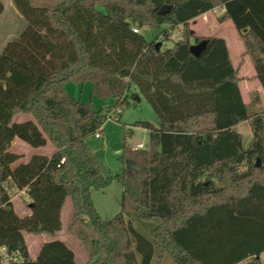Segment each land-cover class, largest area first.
I'll return each instance as SVG.
<instances>
[{
	"label": "trees",
	"instance_id": "16d2710c",
	"mask_svg": "<svg viewBox=\"0 0 264 264\" xmlns=\"http://www.w3.org/2000/svg\"><path fill=\"white\" fill-rule=\"evenodd\" d=\"M13 3L26 27L0 52V264H78L74 251L55 239L68 198V232L83 244L86 264H162L165 257L175 264H261L264 102L258 91L244 101L225 39L192 36L189 24L220 8V22L231 21L241 33L264 92V0ZM165 5L172 11L159 14ZM3 11L0 0V16ZM145 26H166L163 42L182 27V38L157 50L158 40L134 32ZM202 40L208 45L195 57L190 47ZM69 82H91L92 95L114 99L116 107L104 112L79 102L68 95ZM135 90L160 126L138 123L149 144L124 147L121 212L104 220L91 191L112 178L103 175L86 139L102 130L110 112L130 106ZM18 115L25 120L17 122ZM243 123L253 133L247 148L236 129ZM16 138L55 151L18 164L22 156L11 151ZM13 190L23 192L29 208L34 204L29 215L16 212ZM136 220L153 225L150 236ZM25 234L53 239L32 259Z\"/></svg>",
	"mask_w": 264,
	"mask_h": 264
},
{
	"label": "rangeland",
	"instance_id": "374dc122",
	"mask_svg": "<svg viewBox=\"0 0 264 264\" xmlns=\"http://www.w3.org/2000/svg\"><path fill=\"white\" fill-rule=\"evenodd\" d=\"M65 0H33L34 4L37 6L42 5H57ZM4 5V11L0 16V52L4 46L13 38L17 37L26 27V22L18 9L15 7L13 0H2ZM104 11L103 9H100ZM222 16V11L217 8L215 11L211 12L205 18H200L195 24H189V28L192 36L207 38L210 36H221L226 38L228 47L230 49V55L232 63L234 66H239V76L247 80L250 85L249 89H253L258 81L253 82V72L254 68L248 59L241 57V52L243 50L242 41L240 40L239 31L235 28L231 21L225 23L220 22V17ZM209 21L212 23L209 24ZM223 24V25H222ZM167 29L166 26L162 27H143L141 33L145 38L152 42L158 40V42L163 43V48H173L175 43L182 38L183 28H176L171 33L169 39L164 42L161 40L163 38V33ZM250 67H249V64ZM247 83L241 84V92L244 101H249L250 97L246 89ZM66 91L68 95L72 96L81 103L92 102L97 110H103L106 112L109 108L112 110L116 107L114 99H100L92 95V83H75L69 82L66 84ZM137 95L140 97V101L130 98V106L122 107V114L119 117H113L108 119L103 125L102 130L98 131L100 138H97L95 134L87 137L86 142L92 153L96 157L102 173L107 178H112L110 184L104 189L93 188L91 191V199L98 214L104 219H112L121 212V199L123 194V187L117 178L118 175L122 173V165L119 161L124 147H136L138 144L142 143L145 146L149 144V133L144 127L138 125L139 122H150L156 127L160 126V121L153 110L152 106L148 101L135 90ZM262 95V94H261ZM263 102L264 99L261 96ZM264 111V105L261 107ZM17 122L25 120V117L18 115L15 119ZM236 129L242 133L244 138V144L247 148L252 140L253 133L252 128L249 123H243L236 127ZM53 145L49 144L42 150L37 148H32L29 145L21 147V151L29 156L36 151H40L47 154L49 151H54ZM35 154V153H34ZM25 157V156H24ZM23 157V158H24ZM12 202L16 212L20 216H25L30 212L28 205V199L17 191L13 190L11 192ZM73 213V205L66 204L64 208L62 222L64 225V233L61 235L63 240H66L68 245L72 246L76 253V261L79 263L85 262L88 256L85 251L83 244L71 236L67 231V224L69 221V216ZM136 227L147 236H150V231L153 228L151 223L135 221ZM46 235H33L25 234V239L28 245L30 255L35 256L40 248L41 243L44 241ZM157 257H154V263ZM162 264H175L169 257H165Z\"/></svg>",
	"mask_w": 264,
	"mask_h": 264
},
{
	"label": "crops",
	"instance_id": "0c3cea01",
	"mask_svg": "<svg viewBox=\"0 0 264 264\" xmlns=\"http://www.w3.org/2000/svg\"><path fill=\"white\" fill-rule=\"evenodd\" d=\"M215 11V10H214ZM211 12H213V11H211ZM211 12H208V13H206L205 15H203V16H200V17H198V18H196V19H194V20H192L191 22H190V24H195L196 22H197V20L198 19H200L201 17L202 18H205L206 16H208ZM227 22V21H226ZM212 22L211 21H209V24H211ZM225 23V22H224ZM223 25V24H222ZM141 31H142V29H141ZM239 35H240V40L242 41V47H243V50H242V52H241V57L243 56L244 58H246V59H248V61L249 62H251L252 63V61H251V59H250V56L249 55H246V46H245V44H244V42H243V40H242V37H241V33L239 32ZM214 36H217V35H214ZM218 37H221V36H218ZM221 38H224V37H221ZM225 39V41H226V44H227V40H226V38H224ZM227 47H228V44H227ZM228 51H229V54H230V49H229V47H228ZM230 57H231V55H230ZM232 60V59H231ZM249 64V63H248ZM234 65V64H233ZM252 65H253V63H252ZM234 67H236V66H234ZM249 67H250V64H249ZM237 69H239V71H240V67L239 66H237L236 67ZM253 68H254V66H253ZM253 74V82H255V81H257L255 78H254V74H255V71L252 73ZM242 80H241V82H240V90H241V84L242 83H247L248 81L247 80H244L243 79V77H240ZM249 83H247V85H246V89L247 90H249L248 91V95L252 92V91H258V92H260L262 95V97H263V99H264V92H263V89L261 88V86L259 85V84H257V86H255L253 89H249L250 88V85H248ZM241 94H242V92H241ZM243 96V95H242ZM250 100V99H249ZM246 102V101H245ZM247 102H249V101H247ZM25 142H23L22 140H20V139H18V138H16L15 140H14V142L12 143V147H11V151L12 152H14V153H16V154H19V155H21L22 156V158L19 160V162H18V164L20 163V162H27V161H29V159L33 156V155H36V154H39V155H46V156H51L52 154H53V152L55 151H49L47 154H44V153H42V152H40V151H36V152H34L33 154H30L29 156H26L22 151H21V147L22 146H25ZM49 145V144H48ZM47 145V146H48ZM47 146H45V147H47ZM45 147H41V148H37V149H40V150H42L43 148H45ZM25 156V157H24ZM24 157V158H23ZM22 194H23V192H21ZM72 204V201H71V199L70 198H68L67 200H66V203L64 204V207H63V210H62V218H63V213H64V208H65V205L66 204ZM30 214V212L29 213H27L26 215H29ZM25 215V216H26ZM72 216H73V213L71 212V214H70V216H69V221H68V224H67V231H68V226H69V223H70V221H71V219H72ZM62 224H63V222H62ZM63 229H64V225L62 226V230L60 231V232H58L57 233V235H56V237H55V239H59V240H61V241H63V242H65L66 244H67V246L68 247H70L73 251H74V249H73V247L72 246H70V245H68V243H67V241L66 240H63L62 238H61V235L64 233V231H63ZM53 238L52 237H49V236H45V239H44V241L41 243V245H40V248H41V246L43 245V243H45V242H48V241H50V240H52ZM40 248H39V250L37 251V253H36V255L35 256H32L31 255V258L32 259H36L37 258V256H38V253H39V251H40ZM74 253H75V251H74ZM75 255H76V253H75ZM260 258V262H261V264H264V252L261 254V256L259 257ZM87 261H88V258H87V260H85V262H82V263H79V262H77L78 264H86L87 263Z\"/></svg>",
	"mask_w": 264,
	"mask_h": 264
},
{
	"label": "water",
	"instance_id": "95a60500",
	"mask_svg": "<svg viewBox=\"0 0 264 264\" xmlns=\"http://www.w3.org/2000/svg\"><path fill=\"white\" fill-rule=\"evenodd\" d=\"M171 11H172V6L165 5L161 8V10L159 11V14L163 15L166 13H170ZM161 45H162L161 42H158L156 44L157 50L160 49ZM207 45H208V40H202L200 43L192 45L190 47V52L193 56L199 57L202 54V52L206 49ZM134 99L140 101L139 95H137ZM260 165H261V163L258 160L256 166L259 167ZM33 206H34V204H30V208Z\"/></svg>",
	"mask_w": 264,
	"mask_h": 264
},
{
	"label": "built area",
	"instance_id": "2783aa9c",
	"mask_svg": "<svg viewBox=\"0 0 264 264\" xmlns=\"http://www.w3.org/2000/svg\"><path fill=\"white\" fill-rule=\"evenodd\" d=\"M134 32H136V33H140L141 30L138 29V28H135V29H134ZM121 113H122L121 110H117L115 113H114V111H112V112H110V114H109V118H108V119H111V118H113V117H115V116H118V115H120ZM95 135H96L97 138H100V134H99V132H97ZM135 148H136V149H142V148H145V145L142 144V143H140V144H138Z\"/></svg>",
	"mask_w": 264,
	"mask_h": 264
}]
</instances>
